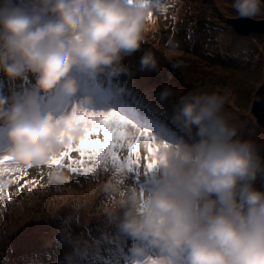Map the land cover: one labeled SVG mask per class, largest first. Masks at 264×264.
<instances>
[{"label":"clouds","instance_id":"obj_1","mask_svg":"<svg viewBox=\"0 0 264 264\" xmlns=\"http://www.w3.org/2000/svg\"><path fill=\"white\" fill-rule=\"evenodd\" d=\"M231 9L233 19L264 20V0H232ZM154 12L150 0H0V156L47 165L65 152L97 110L98 86L134 75L129 58ZM160 69L146 49L135 71ZM157 95L166 101L174 89ZM225 103L216 92L181 94L170 119L182 134L158 139L151 184L137 181L126 156L110 165L104 229L84 239L62 226L71 245L63 264H81L116 236L125 264H264V143L241 133ZM64 178L51 168V181Z\"/></svg>","mask_w":264,"mask_h":264},{"label":"rangeland","instance_id":"obj_2","mask_svg":"<svg viewBox=\"0 0 264 264\" xmlns=\"http://www.w3.org/2000/svg\"><path fill=\"white\" fill-rule=\"evenodd\" d=\"M176 1L161 0L167 11L154 12L155 24H150L147 48L153 51L155 44L163 58L158 56L160 71L147 72V76L168 86L171 77L176 76L173 80L179 87L175 89L183 90L182 94L200 90L223 95L225 113L231 122L244 136L264 143V126L252 111L255 94L264 80L263 33L238 34L231 23L234 19L230 4L215 0ZM173 3L177 6L173 7ZM170 9H174L175 20H164ZM194 23L200 30L194 28ZM241 36L250 45L240 47ZM143 51L135 54L136 64ZM219 69L222 73L213 75ZM235 74L243 79H231L238 89L228 90L232 82L225 75ZM218 76L221 78L216 79ZM97 175L98 180L92 179L91 173L88 177L74 176V180L65 177L52 187L40 184L36 188L35 183L31 192L23 186L19 194L14 192L13 197L0 200V264H48V253L55 258L56 246L52 242L61 239L62 226L84 239L98 238L104 229L103 209L110 200L104 190L109 174L100 169ZM107 243H102L97 253L111 246Z\"/></svg>","mask_w":264,"mask_h":264},{"label":"snow or ice","instance_id":"obj_3","mask_svg":"<svg viewBox=\"0 0 264 264\" xmlns=\"http://www.w3.org/2000/svg\"><path fill=\"white\" fill-rule=\"evenodd\" d=\"M150 2L154 11H167L161 0ZM172 19L175 20V16ZM132 78L133 76L117 82L107 80L102 86H98L97 110L85 114L82 135L47 165H36L28 159L0 156V200L4 199L5 188L11 182L4 180V176L11 175L15 182L19 183L20 176H26L28 169L32 167L67 168L71 173H82L85 177L91 173L92 179L98 180V170L107 171L110 165H115L122 156H126L129 167L136 171L137 175L141 171L151 169L159 147L158 139L163 137L171 140L182 133L170 119L168 108L163 106L159 98L154 100L148 92L135 86L129 87ZM121 85H124L123 89ZM260 102L264 103V98L260 99ZM101 134L103 139H100ZM93 136L96 138L93 139ZM124 151L127 154L121 155ZM48 176L51 183L50 171ZM24 183L31 192L33 185L39 181L25 180ZM52 243L56 246L55 258L52 253H48V264H63L65 251L71 245L59 238L54 239ZM109 244L111 246L107 247L104 253L93 252L89 256L81 257V264H125L126 250L120 247V238L114 237ZM101 256L107 258H100Z\"/></svg>","mask_w":264,"mask_h":264},{"label":"water","instance_id":"obj_4","mask_svg":"<svg viewBox=\"0 0 264 264\" xmlns=\"http://www.w3.org/2000/svg\"><path fill=\"white\" fill-rule=\"evenodd\" d=\"M226 4H230L232 0H217ZM232 26L238 33L247 34L249 32H261L264 37V20L256 21L251 19H234ZM264 98V80L263 84L256 92L254 101H253V114L256 117V120L264 126V103L260 102V99Z\"/></svg>","mask_w":264,"mask_h":264},{"label":"bare ground","instance_id":"obj_5","mask_svg":"<svg viewBox=\"0 0 264 264\" xmlns=\"http://www.w3.org/2000/svg\"><path fill=\"white\" fill-rule=\"evenodd\" d=\"M216 2H218L217 0H215ZM218 35V37H221V33H218L217 34ZM234 36V35H233ZM236 36V35H235ZM238 38V37H237ZM241 42H240V47H242V46H245V45H250V42H249V40L248 39H244V37H242L241 36V38L239 39ZM237 46V45H236ZM236 46H234V47H236ZM233 47V46H232ZM203 65H206V63L205 62H203ZM222 73V71L219 69V72L218 73H213V75L214 74H221ZM225 76H227L228 78H230V81L232 82L233 80H231V79H235L236 81H241L240 79L242 78L241 76H239V75H225ZM221 78V76H218L216 79H220ZM243 79V78H242ZM132 81L134 82V81H137L141 86H142V90L143 91H146V92H148L149 93V91H150V89H149V87H148V85L146 84V80H140L139 79V76H134L133 77V79H132ZM139 84L137 85V86H139ZM231 89H233L234 91H236L237 89H238V87L236 86V84H235V82H232L231 84H229L228 85V90H231ZM160 90V89H159ZM159 90H158V92H159ZM166 102V104H168L169 105V107H168V110H169V114H170V111L172 110V105L173 104H171V103H169V102H167V101H165ZM8 145V142L7 143H4V144H2V145H0V148L1 147H5V146H7Z\"/></svg>","mask_w":264,"mask_h":264},{"label":"trees","instance_id":"obj_6","mask_svg":"<svg viewBox=\"0 0 264 264\" xmlns=\"http://www.w3.org/2000/svg\"><path fill=\"white\" fill-rule=\"evenodd\" d=\"M178 1V0H177ZM177 1H176V4H177ZM173 7H175V6H177V5H175L174 6V3H173V5H172ZM175 9V8H174ZM174 9H170V11L166 14V17H165V19L164 20H167V19H170V18H172L173 17V11H174ZM175 13V12H174ZM193 26H194V28H196V30H200V28H199V25H198V27H197V25H195V23L193 24ZM155 29V28H154ZM166 31V30H165ZM147 36V35H146ZM159 40V39H158ZM150 42H146L145 41V43H144V45H142V48L141 49H143V50H146V49H148L147 48V44H149ZM151 44H153V42L151 43ZM154 45V47L152 48V49H155V50H153V52L156 54V56L158 57V56H160V55H163L161 52L159 53V50H156V45L155 44H153ZM139 56H140V54H139ZM161 58H163V56H160ZM136 58V55L135 56H133V57H131V58H129V62L133 65V69L135 70V68H136V66H137V64L134 62V60H136L135 59ZM145 74V73H144ZM176 75H178L179 76V74H177V71H176ZM173 78H177L176 76H173V77H171V80H172V82H171V85H172V87H173V89H174V93H176V94H179V95H181L182 94V92H179L178 91V89H175V87L177 86V82H175L174 80H173ZM183 81V80H182ZM184 82V81H183ZM154 84V83H153ZM165 86V85H164ZM177 87H179V86H177ZM183 91V90H182ZM223 96V95H222ZM224 97V96H223ZM229 105V107L231 106L230 104H227V106ZM225 110H226V108H225Z\"/></svg>","mask_w":264,"mask_h":264}]
</instances>
